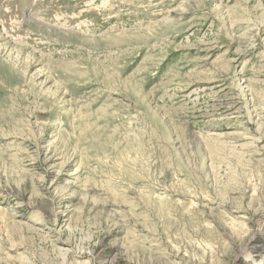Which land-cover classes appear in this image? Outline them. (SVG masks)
<instances>
[{
    "label": "rangeland",
    "instance_id": "obj_1",
    "mask_svg": "<svg viewBox=\"0 0 264 264\" xmlns=\"http://www.w3.org/2000/svg\"><path fill=\"white\" fill-rule=\"evenodd\" d=\"M0 264H264V0H0Z\"/></svg>",
    "mask_w": 264,
    "mask_h": 264
},
{
    "label": "bare ground",
    "instance_id": "obj_2",
    "mask_svg": "<svg viewBox=\"0 0 264 264\" xmlns=\"http://www.w3.org/2000/svg\"><path fill=\"white\" fill-rule=\"evenodd\" d=\"M249 257V256H248Z\"/></svg>",
    "mask_w": 264,
    "mask_h": 264
}]
</instances>
